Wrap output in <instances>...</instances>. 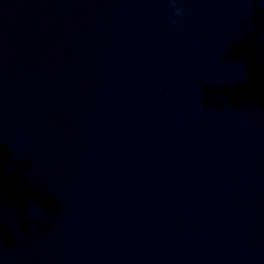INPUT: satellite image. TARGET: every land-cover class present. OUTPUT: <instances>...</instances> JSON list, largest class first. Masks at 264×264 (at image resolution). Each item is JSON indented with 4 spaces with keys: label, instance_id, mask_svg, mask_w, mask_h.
I'll use <instances>...</instances> for the list:
<instances>
[{
    "label": "clouds",
    "instance_id": "obj_1",
    "mask_svg": "<svg viewBox=\"0 0 264 264\" xmlns=\"http://www.w3.org/2000/svg\"><path fill=\"white\" fill-rule=\"evenodd\" d=\"M172 2L174 3L175 0H172ZM182 12H183L182 9H179V8L176 9V13H177L178 15H179V14H182ZM173 23H175V20L173 21Z\"/></svg>",
    "mask_w": 264,
    "mask_h": 264
}]
</instances>
